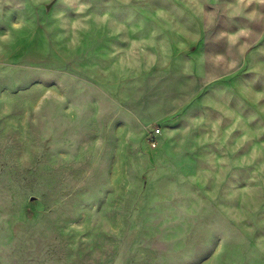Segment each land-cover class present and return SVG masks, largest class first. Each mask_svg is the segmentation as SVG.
<instances>
[{
	"label": "rangeland",
	"instance_id": "rangeland-1",
	"mask_svg": "<svg viewBox=\"0 0 264 264\" xmlns=\"http://www.w3.org/2000/svg\"><path fill=\"white\" fill-rule=\"evenodd\" d=\"M0 264H264V0H0Z\"/></svg>",
	"mask_w": 264,
	"mask_h": 264
},
{
	"label": "built area",
	"instance_id": "built-area-1",
	"mask_svg": "<svg viewBox=\"0 0 264 264\" xmlns=\"http://www.w3.org/2000/svg\"><path fill=\"white\" fill-rule=\"evenodd\" d=\"M153 144H156V140H153Z\"/></svg>",
	"mask_w": 264,
	"mask_h": 264
}]
</instances>
